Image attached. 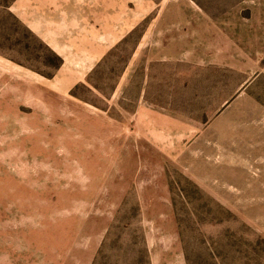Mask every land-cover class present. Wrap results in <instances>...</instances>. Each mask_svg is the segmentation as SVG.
<instances>
[{
	"label": "rangeland",
	"instance_id": "374dc122",
	"mask_svg": "<svg viewBox=\"0 0 264 264\" xmlns=\"http://www.w3.org/2000/svg\"><path fill=\"white\" fill-rule=\"evenodd\" d=\"M0 264H264V0H0Z\"/></svg>",
	"mask_w": 264,
	"mask_h": 264
}]
</instances>
